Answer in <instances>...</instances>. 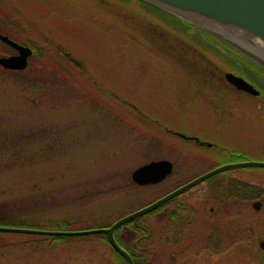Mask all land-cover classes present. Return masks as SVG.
I'll return each mask as SVG.
<instances>
[{
	"label": "rangeland",
	"instance_id": "1",
	"mask_svg": "<svg viewBox=\"0 0 264 264\" xmlns=\"http://www.w3.org/2000/svg\"><path fill=\"white\" fill-rule=\"evenodd\" d=\"M0 1L2 31L44 52L34 55L26 77L0 72V127L8 137L16 133L14 148L0 150V206L16 203L31 218L23 227H107L218 166L264 162V81L255 79L259 96L227 84L217 58L228 53L223 46L201 49L196 39L197 45L179 46L167 33L166 45L133 49L129 40L149 18L134 24L119 0L104 2L105 18L91 0ZM58 49L76 61H65ZM0 52L12 50L0 45ZM229 71L259 88L237 67ZM157 159L174 163L170 175L132 182L133 169ZM232 179L256 190L264 187V167L220 172L143 214L158 238L151 264H264V195L222 206L216 186ZM178 207L185 219L194 214L184 230L170 225ZM174 232L179 243L167 246ZM6 236L0 264H121L100 233Z\"/></svg>",
	"mask_w": 264,
	"mask_h": 264
},
{
	"label": "water",
	"instance_id": "2",
	"mask_svg": "<svg viewBox=\"0 0 264 264\" xmlns=\"http://www.w3.org/2000/svg\"><path fill=\"white\" fill-rule=\"evenodd\" d=\"M156 7H159L180 19L189 22L196 27L203 29L226 43L248 60L264 69V50L260 45L256 46V39L264 43V0H143ZM0 40L14 48L17 53L10 55H0V66L6 69L21 70L26 67L28 57L32 54L29 46L22 45L7 35L0 32ZM225 79L236 89L246 91L251 94H258L259 91L253 87L242 76L227 71L224 73ZM177 136L194 140L199 144H204L196 136H187L179 132H173ZM210 145L211 143H205ZM264 167V162L245 160L234 163H227L211 169L186 183L176 187L165 195L159 197L148 205L128 213L114 221L110 226L92 228L77 231L45 230L18 226L0 225V232L30 233L44 235H82L88 233H104L113 249L123 256L127 264L133 261L127 251L119 245L113 236V231L123 223L138 216L148 213L171 198L185 192L189 188L204 181L210 176L224 170L238 167ZM172 171V162L167 159L151 160L146 162L131 172V179L139 185L157 183L163 180ZM261 202H252L254 209H259ZM261 248L264 241H260ZM238 264V263H226Z\"/></svg>",
	"mask_w": 264,
	"mask_h": 264
},
{
	"label": "trees",
	"instance_id": "3",
	"mask_svg": "<svg viewBox=\"0 0 264 264\" xmlns=\"http://www.w3.org/2000/svg\"><path fill=\"white\" fill-rule=\"evenodd\" d=\"M105 1L112 2L111 0H100L101 5L97 4L96 0H91L89 2L91 5H93V6L95 5L98 8L99 13L104 18H105V12H107V10L105 9V7L103 5ZM119 1L122 3V6L124 8H127L128 10H130L129 14L131 16H128L127 19L134 22V24L142 16L149 18V20L148 19L145 20V18H143L141 21H139L138 25H140L141 32L139 33L138 36L135 37V39L129 40V42H130L129 47H132L133 49L134 48L135 49H137V48L142 49V48H144V46L166 45L164 38L166 37L167 33L169 35H175L177 40H175L174 44H177L179 46H181V44L189 45V43L197 45L196 43L198 41V43L200 42L201 49H202L203 44H209L211 42L212 45H216V46H220V47L223 46L226 49V50L224 49V52L228 51V53L225 52L224 56L222 54H220V52L217 53V55H218L217 58L224 62V64H222V65L219 64L220 67H222L221 70H223V71L224 70H232V68L237 67L238 70L240 71V73L244 72L245 75H247L248 77L251 78V81L253 80V82H255V79H257V78H261V80L264 81V71H262V69H260L259 67H257L256 65H254L253 63L248 61L244 56L240 55L235 50L228 47L225 43L218 41L217 39L212 37L210 34L203 31L202 29L195 27L194 25L179 19L178 17L174 16L173 14H171V13H169L163 9H160V8L150 4V3H147L143 0H119ZM135 1L139 3L138 5H142V6L141 7H135L133 4ZM0 3H2V1H0ZM139 15H141V16H139ZM2 30L3 29L0 28L1 32H3ZM157 30H158V32H157ZM159 36H161V37H159ZM178 38H180V40ZM194 39H196L197 41H195ZM176 42H178V43H176ZM0 45H2L3 47L9 48L8 46H6L2 42H0ZM30 46L33 48V54L29 57L28 65L26 68H24L22 70H7V69H3L2 67H0V72L18 75L19 77H26L25 75H27V68L30 64V61L34 57V55L37 53H40L42 55L44 53L42 50H40V47H37V46H43V45L39 44L36 46H34V45H30ZM169 46H170L169 48L172 49V50L169 49L170 52L175 51V48H174L175 45L169 44ZM211 48H216V47H211ZM58 50H59V52H57L58 55L60 53L63 57H65V61H72V60L74 61L75 60V58L72 56V54L67 52L66 50H64V49H58ZM169 55H170V53H169ZM205 57L209 58L208 56H205ZM210 58L215 59L212 57H210ZM237 64L241 65V68H239ZM201 73H202V71H201ZM28 79H30V77L27 78V80ZM255 84L259 87V85L256 82H255ZM33 86H34V82L32 83V87ZM259 89H260V87H259ZM262 91L264 92V90H262ZM1 124H2V119L0 118V125ZM14 132L15 131L10 133V135L8 137L6 135V132L2 131L1 127H0V150H9V148H8L9 146L11 149L14 148V147H12V146H15V143H14L15 139L14 138H15L16 133H14ZM9 138H10L11 143H7V141H6V139H9ZM216 188L220 189L219 192L221 191L220 197L222 200V204H221V201H219V203L222 206H224L225 203L227 204L233 198L248 201V200H251L252 198H257L260 195H264V187H258L255 190V187H252V185H248L246 182L241 184L240 181L237 179H232V182L228 181V184L219 183L216 186ZM175 198L171 199L168 202L173 201ZM168 202L164 203V205L167 204ZM164 205H162V206H164ZM9 207H11V208H9ZM19 210L20 209H18L16 207V203H10L9 206H7V207L0 206V225L22 226L23 227V224L29 222L27 220H29L31 218L26 219L27 217H25V214L23 212H20ZM183 210H184V207L173 208L170 211V215H169V218L171 220L170 225L171 226L172 225H175V226L178 225L180 227V229H182V230H184L188 226H190V224H191L190 222L193 220V216H194V214H191L190 217L185 219L183 216L184 212L180 213V211H183ZM22 218H24V220ZM143 218H144L143 216L137 217V218H135V219H133L127 223H124L120 228L116 229V231L114 233L117 241L127 251V253L131 256L133 264H151L148 255L151 252H153L154 250H156V247H157L158 238L156 237L157 235L154 233V227L149 225L146 221H143L142 220ZM188 220H190V221H188ZM122 227H127L126 230H129L130 233H128L129 231L128 232L126 231L123 233L124 230L123 231L121 230ZM172 227H174V226H172ZM9 233H11V232H0V243L3 242L4 238H6V239L8 238L6 236V234H9ZM15 234H18V233H15ZM22 234H25V233H22ZM100 235H103V234L100 233ZM55 237L65 238L67 236L57 235ZM104 238H105V236H104ZM164 243L167 246H171V247L174 246L175 247L179 243V237L174 232V236L171 237L167 241L164 240ZM1 244H3V243H1ZM4 244H6V243H4ZM11 244H13V243H11ZM112 251H113L115 257L117 259L121 260V264H126V260L120 254H118L114 249H112Z\"/></svg>",
	"mask_w": 264,
	"mask_h": 264
},
{
	"label": "bare ground",
	"instance_id": "4",
	"mask_svg": "<svg viewBox=\"0 0 264 264\" xmlns=\"http://www.w3.org/2000/svg\"><path fill=\"white\" fill-rule=\"evenodd\" d=\"M256 46L258 47V45H260L262 47V49L264 50V43L259 41L258 39H256Z\"/></svg>",
	"mask_w": 264,
	"mask_h": 264
},
{
	"label": "flooded vegetation",
	"instance_id": "5",
	"mask_svg": "<svg viewBox=\"0 0 264 264\" xmlns=\"http://www.w3.org/2000/svg\"><path fill=\"white\" fill-rule=\"evenodd\" d=\"M122 231H123V230H122ZM126 231H127V230H126ZM126 231H123V233L126 232Z\"/></svg>",
	"mask_w": 264,
	"mask_h": 264
}]
</instances>
